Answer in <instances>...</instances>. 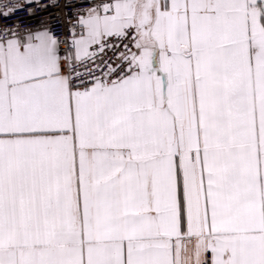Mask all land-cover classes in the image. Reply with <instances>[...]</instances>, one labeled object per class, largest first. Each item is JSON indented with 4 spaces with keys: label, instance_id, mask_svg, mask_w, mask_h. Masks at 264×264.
Masks as SVG:
<instances>
[{
    "label": "snow or ice",
    "instance_id": "snow-or-ice-1",
    "mask_svg": "<svg viewBox=\"0 0 264 264\" xmlns=\"http://www.w3.org/2000/svg\"><path fill=\"white\" fill-rule=\"evenodd\" d=\"M20 13L0 264H264V0H0Z\"/></svg>",
    "mask_w": 264,
    "mask_h": 264
},
{
    "label": "built area",
    "instance_id": "built-area-1",
    "mask_svg": "<svg viewBox=\"0 0 264 264\" xmlns=\"http://www.w3.org/2000/svg\"><path fill=\"white\" fill-rule=\"evenodd\" d=\"M22 2H23V0H21V3ZM55 14H56L55 10H53L52 13L38 12L37 18L38 19H46V18H49L51 15H55ZM18 19H24L26 22H29L32 25L36 24V20L35 19L29 20V18L27 16V13H20L18 16L13 17V19L11 21H6V20H3L2 18H0V23H15L16 20H18Z\"/></svg>",
    "mask_w": 264,
    "mask_h": 264
}]
</instances>
